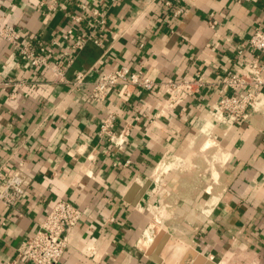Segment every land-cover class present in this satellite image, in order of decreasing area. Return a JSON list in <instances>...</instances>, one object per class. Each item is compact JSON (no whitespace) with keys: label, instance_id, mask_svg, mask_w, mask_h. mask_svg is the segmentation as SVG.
I'll use <instances>...</instances> for the list:
<instances>
[{"label":"crops","instance_id":"crops-1","mask_svg":"<svg viewBox=\"0 0 264 264\" xmlns=\"http://www.w3.org/2000/svg\"><path fill=\"white\" fill-rule=\"evenodd\" d=\"M51 1L0 0V14L24 40L60 41L53 55L68 79L79 71L90 73L74 91L0 41V71L28 81L21 88L0 86V170L21 168L32 179L16 207L0 200V264H34L18 258L17 248L35 234L60 197L82 211L61 264H169L163 254L175 237L180 240L175 244H184L194 256L189 264H264V110L231 128H210L207 119V105L223 89L216 83L219 73L242 70L255 59L264 65L262 54L243 47L255 28H264V0H59L53 10L42 5ZM81 4L88 11L101 9L105 27L96 28ZM77 12L84 18L73 24ZM71 26L73 35L63 39ZM85 34L100 44L90 40L66 53ZM122 65L158 82L202 74L207 84L173 108L161 86L138 90L126 103L116 94L103 104L84 99L101 73ZM110 112L116 115V132L131 128L122 149L100 135ZM215 141L220 144L219 196H211L207 187L198 198L204 207L197 211L184 200L176 210L184 221L179 232L161 220V227L152 228L153 209L164 193L152 178L155 169L171 155ZM212 197L214 207L206 209ZM161 231L169 239L157 262L148 252ZM177 253V264H183L185 253Z\"/></svg>","mask_w":264,"mask_h":264},{"label":"built area","instance_id":"built-area-1","mask_svg":"<svg viewBox=\"0 0 264 264\" xmlns=\"http://www.w3.org/2000/svg\"><path fill=\"white\" fill-rule=\"evenodd\" d=\"M123 0H111L112 3ZM48 9H55L59 0L43 3ZM81 11H87L93 17L96 28H104L107 18L99 8L88 11L86 4L80 5ZM181 13V10L178 11ZM83 15L77 12L72 17L73 24L82 22ZM74 26L69 27L63 36L68 39L74 33ZM100 44V40L91 34H85L73 41L69 55L83 49L88 41ZM0 41L11 45L33 68L51 70L55 74V81L71 85L72 90L79 91L86 83L90 70L79 71L74 79H68L66 69L59 60L54 59V45L46 44L40 39L24 40L23 32L14 24L7 21L5 14H0ZM252 51H258L264 56V28L257 27L247 43L243 46ZM243 52V49L239 51ZM73 58L68 60V67ZM216 83L223 85L219 98L209 102L207 119L212 126L219 125L226 128L233 127L237 122L250 119L255 112L264 110V65L258 59L253 60L242 70L234 71L226 68L218 74ZM28 84L24 78L6 76L0 71V86H14L21 88ZM207 84L202 74L181 79L168 78L158 82L143 70H132L128 65H122L110 71L101 73L92 82L90 91L83 92L85 100L103 104L110 95L116 94L121 102H128L138 90L152 92L161 86L167 94V105L171 108L183 104L201 92ZM116 115L110 112L103 120L100 135L108 139L116 148L122 149L127 144L131 128L126 126L116 132L114 121ZM32 179L21 169L9 171L0 170V200L9 207H16L29 190ZM82 218V211L72 201L60 197L40 223L38 230L27 237L17 248L18 258H24L34 264H61L71 245L70 232L77 227ZM91 252V248H89ZM93 253V252H92Z\"/></svg>","mask_w":264,"mask_h":264},{"label":"rangeland","instance_id":"rangeland-1","mask_svg":"<svg viewBox=\"0 0 264 264\" xmlns=\"http://www.w3.org/2000/svg\"><path fill=\"white\" fill-rule=\"evenodd\" d=\"M209 126L210 128L213 127L211 122ZM217 141H215L217 145L212 146V143L209 142L210 144L208 143L209 145L206 148L197 147L196 150H189L183 156H169L160 165L165 168H162V173L157 176H152L164 188V193L158 197L157 207L153 209L155 218H159L162 223L164 221L166 225L176 232L184 228L181 227L184 221H181L182 219L177 216L178 211H176L183 206L182 203L184 200H187L190 208H194L197 211V208L202 210L204 207V204L199 202L198 198L207 190V187H209L208 191H210L211 196H219V187L216 181L220 160L218 155L220 144ZM203 149L205 150L203 151ZM181 197L183 199L181 201L178 200ZM162 198L164 201L161 200ZM213 200L212 197L210 203L206 202L208 204L205 206L206 209L211 210L214 207L216 200ZM179 241L175 237L171 242H168L176 249V252L179 249V244L175 243ZM178 252L183 253V251Z\"/></svg>","mask_w":264,"mask_h":264},{"label":"bare ground","instance_id":"bare-ground-1","mask_svg":"<svg viewBox=\"0 0 264 264\" xmlns=\"http://www.w3.org/2000/svg\"><path fill=\"white\" fill-rule=\"evenodd\" d=\"M210 144V143H209ZM207 144V145H209ZM164 167H159L157 168V170L155 171L154 175L157 176L159 175L160 173H162ZM165 169V168H164ZM156 220H153V223L151 224L152 225V228L154 229H158L159 228V225L160 223L158 221H160V219L157 217L155 218ZM158 220V221H157ZM161 227V225H160ZM149 229V227H148ZM169 231V230H168ZM155 235H156V231H155ZM155 239V238H154ZM151 240V239H150ZM142 242V241H141ZM148 242V241H147ZM146 246V245H145ZM140 247V245H139ZM147 247V246H146ZM150 247V246H149ZM162 250V249H161ZM178 251H183V253H185L184 255V258H183V264H189L191 262V260L193 259V255L191 252L188 251V249L186 248V246H184V244H179V249L177 250ZM176 252V249L173 248V246L171 244H167L165 250H164V259L167 263L169 264H177V261H178V253ZM161 253V251H160ZM159 255V254H158ZM149 256V255H148ZM163 257V256H162ZM207 258V257H206ZM211 259V258H210ZM206 260V259H205ZM212 260V259H211ZM212 262V261H211ZM220 263V262H219ZM223 263V262H222ZM204 264V263H203ZM207 264V263H206ZM209 264V263H208ZM212 264V263H211Z\"/></svg>","mask_w":264,"mask_h":264},{"label":"water","instance_id":"water-1","mask_svg":"<svg viewBox=\"0 0 264 264\" xmlns=\"http://www.w3.org/2000/svg\"><path fill=\"white\" fill-rule=\"evenodd\" d=\"M150 180L146 182L145 186L142 187L141 192L144 191V189L146 188V186L149 184ZM137 188V187H135ZM164 232V233H163ZM160 238L158 239V237L156 238L152 249H155V252L152 251V249H150V251L148 252V254L157 262H162V258L160 256H158V253L160 252V249L163 248V246L166 244V242L169 239V234L166 233L165 231H161L160 232ZM199 261L203 260L204 257H202L201 255L198 257Z\"/></svg>","mask_w":264,"mask_h":264}]
</instances>
